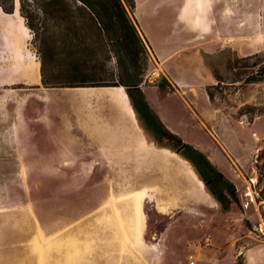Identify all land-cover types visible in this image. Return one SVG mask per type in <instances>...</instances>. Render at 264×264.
<instances>
[{
	"label": "rangeland",
	"instance_id": "374dc122",
	"mask_svg": "<svg viewBox=\"0 0 264 264\" xmlns=\"http://www.w3.org/2000/svg\"><path fill=\"white\" fill-rule=\"evenodd\" d=\"M46 1L15 0V9L29 28L26 40L29 39V47L38 59L31 55V62L35 63H31L28 70L31 74L37 72L38 63V77L40 44L46 45L47 37L48 40L53 36L57 38L66 24L65 19H60L63 12L55 14L57 20L51 18V7ZM141 1L145 9L146 1ZM160 1L170 5L176 3L178 7L182 0ZM188 1L177 22L180 31L187 27L185 24L190 25ZM235 1L225 2L230 6L229 15L223 16V20L219 18V24L228 19L232 24L230 28L235 27L237 12L231 8ZM196 2L199 11L196 23L202 25L210 20L209 7L204 0ZM244 2V30L237 32L234 29L233 33L235 37L236 34L244 36L240 43L251 54L240 55L231 46H222L200 59H187L186 55L169 58L172 65H184L193 74L201 66L204 72L212 73L213 86L203 87L191 78L193 82L189 87L179 88L169 82L172 88H159L158 84L164 83L163 77L169 80L146 42L143 78L139 84L158 117L161 102L167 98L165 103L172 114V117H166L170 121L169 129L198 148L234 183L239 206L233 204L229 210L222 211L219 204L212 201L202 212L205 215L197 213L198 218L189 208L168 211L166 216L159 218L150 210L153 196L147 192L149 185H145L139 213L140 174L144 171L150 178L157 173L156 168L149 165L144 170L125 167L134 161L125 153L118 155L127 163L109 168L103 159V152L112 149L108 143L100 147L97 144L95 153L94 147L87 153L78 152L75 147L73 152H68L60 148L61 140L54 137L56 131L67 134L74 130L72 134L81 135V123L91 117L101 118L102 130H117V123L127 120L118 117L121 105L100 93L75 95L73 97L78 99L70 102L72 93L65 92L67 89L46 87L42 83L36 87L17 85L13 90L0 89V264H104L102 261L109 263V259H116L115 264H144V258L162 257L163 254L149 246L148 241L139 244L140 233L144 230L142 235L147 240L151 236L149 228L156 232L172 223L186 227L205 225L215 233L224 228H229L234 235L244 231L250 235L245 247L248 256L256 253L259 247L253 245L256 242L253 239L264 241V78L256 82L246 80L254 76L264 59L263 30L253 27L258 12L256 5L260 2L264 5V0ZM21 6L25 16L21 14ZM73 10L77 11V8ZM78 12L82 13L81 10ZM258 19L264 24V8ZM181 38H177L171 53H176L188 42ZM153 42L159 49L155 38ZM57 51L59 53V49ZM96 54L116 79L120 70L113 54L108 49L103 55ZM59 58L57 56L52 62L62 63L63 59L59 61ZM34 65L36 70L31 68ZM121 86L120 94L145 140L159 153L160 162H164V171H158L159 175L163 174L160 183L177 182L172 172L181 169L191 172L192 168L196 174L192 163L166 148L171 146L170 142L156 137L145 127L125 87ZM206 87L213 95L211 100ZM130 94L137 98L134 89ZM152 183V189L157 190V182ZM204 190L199 188L197 191L204 195ZM173 198L175 200L168 203L160 199L161 205L157 209L165 211L166 205L177 204L178 195ZM182 258L188 257L183 255ZM237 262L239 264L240 259Z\"/></svg>",
	"mask_w": 264,
	"mask_h": 264
},
{
	"label": "crops",
	"instance_id": "0c3cea01",
	"mask_svg": "<svg viewBox=\"0 0 264 264\" xmlns=\"http://www.w3.org/2000/svg\"><path fill=\"white\" fill-rule=\"evenodd\" d=\"M145 1L146 6L144 9V2L134 0L133 16L137 21L138 30L141 35L146 39L148 45L151 46L156 54L162 72L167 76L173 86L179 88L189 87L193 82L191 78H194L195 81L200 82L204 87L213 85L214 77L212 73L204 72L201 66H198L193 74L187 71L188 69L184 65L181 67L172 65V59H169L171 57L186 55L187 59L189 57L200 59L205 53H211L222 46H231L240 55L252 53L247 52L240 43V39L244 36L236 34L235 37L233 33L234 29L237 32L244 30V0H236L233 2V7H231L232 10H236L237 12L234 28H230L232 24L226 18V22L219 24V18L223 20V16L228 17L229 15L227 10L230 6L228 3H225L227 0H204L209 7L207 11L210 13V20L202 25L201 22L196 23L197 12H199L196 6L197 0H189L188 13L190 14V25L185 24L184 26L187 27L184 30L181 29V31L180 27H177V22L180 20V12L187 0H182L178 7H176V3L170 5L166 1ZM15 4L14 0V8L11 13L3 11L0 6V89L13 90V87L17 85H34L36 87L41 84L40 64L39 77L37 62V72L31 74L28 70L30 64L35 63V61L31 62V55L35 59H37V56L29 47V39L26 40L29 34V28L26 26L19 11L15 9ZM262 8H264V5H261V2L259 5H256L258 12L253 27H258L259 30L262 29L264 34V24L258 19ZM201 26H203V30H201ZM178 37H182L181 39H186L188 42L176 50V53L175 51L171 53ZM153 38L156 39L159 49L155 46ZM164 60L166 61L163 62ZM102 87L111 86L93 88L99 89ZM120 87L122 93V86ZM82 88L84 87H65L62 89H67L65 92L72 93L69 101L73 102L78 99L73 96L82 94L78 92ZM166 100L167 98H163L158 115L161 117L162 122L170 128V121L166 117H172V114L170 108L165 103ZM123 101L124 104L121 106V113L118 115L122 118L125 117L127 120L126 122L120 120V123H117L116 126L119 130H102L101 118L99 117L100 119L98 118L97 120L91 117L83 120L81 123V135L72 134L74 130L68 131L69 134L58 133L56 131L54 137L61 140L60 148L68 152H73L75 147L79 149L78 152L87 153L91 151V147H94L96 149L93 150V153H95L98 151L97 144L100 147L101 144L108 143L112 149L103 152V159L109 168H115L118 164V167H120L121 164L127 163L125 160L119 158L120 153H125L134 159L130 166L125 165V167H131L133 169L140 167L144 170V167L149 165L157 170V173L150 178L144 171L140 174L141 184L138 190L140 189L141 193L137 201V210L139 213L140 201H144V187L145 185H149L146 186L147 192L153 196L150 210L156 217H164L168 211L189 208L188 210H194L196 212L194 216L198 218L197 213H202L208 209L211 202L215 201L214 198L206 189L204 190V186L192 168L191 172L188 169H181L180 172L176 173L172 172V175L178 179L175 183L167 185L160 183L163 174L159 175L158 171H164V162H160L158 158L159 153L147 143L144 138V133L138 126L124 98ZM178 117H181L180 114ZM153 181L155 183L157 182V190L152 189ZM199 188L204 190V195L197 191ZM176 195H178L177 204L168 207L166 205L165 211L157 209L161 205L159 204L160 199L168 203V201L172 202V200H175L173 197ZM152 230V228L148 229L151 236L147 240L142 235L144 230L143 233H140V236L138 235L140 238L138 237L137 240L139 244L148 241L149 246L156 248L163 256L151 259L149 257L144 258V264H238V259L241 261L239 264H264V251H262L264 250V241L253 239L256 240V242H253V245L259 248L256 249V253L248 256V250L245 247L250 238L248 237V233H243L244 231H240L238 235H234L229 228H224L215 233L213 229L206 228L205 225L186 227L183 225H173V223L163 226L159 231L152 232ZM111 247L113 248V246ZM183 255L191 258V260L182 258ZM102 262L104 264H115L117 261L116 259H109L107 261L109 263H106V260Z\"/></svg>",
	"mask_w": 264,
	"mask_h": 264
},
{
	"label": "trees",
	"instance_id": "16d2710c",
	"mask_svg": "<svg viewBox=\"0 0 264 264\" xmlns=\"http://www.w3.org/2000/svg\"><path fill=\"white\" fill-rule=\"evenodd\" d=\"M13 5L14 0H0V6L5 12L11 13ZM46 5L51 7L49 13L54 20H57L55 14L63 12L60 19H65L66 24L57 38L53 36L48 40L47 37L46 45L40 44L41 83L46 87L63 88L123 85L138 116L142 112L148 117V130L158 138H165L171 144L166 148L195 166L204 188L220 209L229 210L233 204L239 206L234 183L218 171L198 148L171 131L145 99L139 84L143 78L144 42L147 44V41L138 30L133 16L134 0H47ZM20 8L21 14L25 16L22 6ZM75 8L77 11L73 10ZM80 10L82 13L78 12ZM28 26L32 28L31 23ZM107 49L115 57L120 70L116 79L96 54L103 55ZM57 56L60 57L59 61L63 59L62 63L52 62ZM214 76L220 80L215 72ZM262 78L264 59L254 76L246 82H256ZM163 82L158 84L159 88H172L164 77ZM208 87L206 92L211 100L213 95ZM132 89L136 91V99L130 94Z\"/></svg>",
	"mask_w": 264,
	"mask_h": 264
},
{
	"label": "bare ground",
	"instance_id": "6f19581e",
	"mask_svg": "<svg viewBox=\"0 0 264 264\" xmlns=\"http://www.w3.org/2000/svg\"><path fill=\"white\" fill-rule=\"evenodd\" d=\"M198 9V8H197ZM182 15V14H181ZM182 17V16H181ZM33 70H36L35 69V65L31 67ZM120 89L121 87H102V88H99V89H96V88H93V87H87V88H82V89H79L78 92L82 93V94H90V95H98L99 93L100 94H106L107 96L110 97V100L115 102V103H118V105H123L124 104V101H123V97L122 95L120 94ZM119 117V115H118ZM249 188V187H248ZM247 192V191H246ZM251 193V192H250ZM261 227V226H260ZM262 229V228H261ZM263 230V229H262Z\"/></svg>",
	"mask_w": 264,
	"mask_h": 264
},
{
	"label": "flooded vegetation",
	"instance_id": "af4514ba",
	"mask_svg": "<svg viewBox=\"0 0 264 264\" xmlns=\"http://www.w3.org/2000/svg\"><path fill=\"white\" fill-rule=\"evenodd\" d=\"M139 118L143 121V123H144V125H145V127L147 128V129H149L148 127H149V119H148V117H145L144 116V114L142 113V112H139ZM150 131V130H149ZM152 133V132H151ZM153 134V133H152Z\"/></svg>",
	"mask_w": 264,
	"mask_h": 264
}]
</instances>
